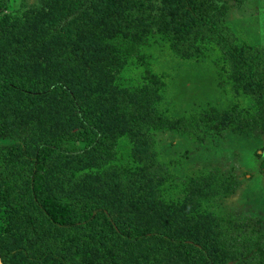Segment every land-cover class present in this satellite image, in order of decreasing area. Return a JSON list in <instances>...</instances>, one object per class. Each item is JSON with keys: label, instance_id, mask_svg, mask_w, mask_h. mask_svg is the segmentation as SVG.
Segmentation results:
<instances>
[{"label": "trees", "instance_id": "trees-1", "mask_svg": "<svg viewBox=\"0 0 264 264\" xmlns=\"http://www.w3.org/2000/svg\"><path fill=\"white\" fill-rule=\"evenodd\" d=\"M160 2L154 9L152 0H52L49 9L37 17L36 30L25 33L23 40L28 44L20 49L12 43L16 35L11 30H0V137L19 138L0 147V156L7 159L12 176L15 167L23 172V190L18 194L20 185L12 180L3 185L6 196L28 195L41 210L44 226L34 229L30 239L56 242L51 262L46 264H156V257L164 252L168 257L175 255L180 264H228L241 257L242 262L258 260L263 250L250 246L260 241L252 231L248 237L241 236L242 230L230 232L236 225L229 219L215 220L210 236L199 240L149 227L139 218L137 222L123 219L119 203L145 201L163 170L161 163L150 158L153 148L148 147L146 129L158 117L145 116L148 102L144 100L161 82L149 75L143 86L150 89L152 83L151 91L135 88L130 100L129 90L114 83L140 45L158 34L179 53H200L201 43L210 42L231 67L239 60L250 80L261 85L262 89L245 87L246 92L259 101L264 94V69L261 75L255 73L260 66L264 68V53L238 51L233 31L223 22L224 4L214 0ZM112 93L120 96L106 102L104 96ZM105 103L121 110L115 123L131 130L129 136L137 147L133 153L148 156L141 167L116 166L105 179L109 187L120 190L119 203L88 197L82 184L92 188L106 184L90 181L86 173L75 174L87 161L112 157V143L101 139ZM133 109L130 118L127 112ZM263 109L261 103L258 114L234 127L264 128ZM219 124L224 123L217 119L212 126ZM12 150L17 156L14 160L8 157ZM229 185L216 188L232 192ZM61 230H68V236L58 238ZM150 244L157 247L142 249Z\"/></svg>", "mask_w": 264, "mask_h": 264}, {"label": "rangeland", "instance_id": "rangeland-1", "mask_svg": "<svg viewBox=\"0 0 264 264\" xmlns=\"http://www.w3.org/2000/svg\"><path fill=\"white\" fill-rule=\"evenodd\" d=\"M50 1L0 0V30L9 29L16 35L12 43L18 45V49L26 46L25 33L36 30L37 17L49 9ZM152 2L154 9L161 6L160 0ZM214 2L225 5L223 22L233 31L238 51L246 54L256 49L264 53V0ZM169 42L163 35L151 36L146 44L129 55L114 79L119 87L129 90V93L125 91L129 100L135 88L143 86L149 75L161 82L144 99L148 102L145 116L148 119V114L150 119L158 117L157 120L153 118L155 124L150 122L146 129L150 138L148 147L153 148L150 158L163 166L162 176L154 183L153 194L145 201L119 203L120 190L109 187V181H105L116 166L136 169L148 159L147 155L141 158L133 153L137 152V147L129 136L131 130L126 124H116L121 110L109 103L103 104L101 139L112 143V157L106 161L99 158L87 161L81 170H75L76 175L86 173L90 181L98 180L106 185L92 188L85 183L80 188L90 198L119 203L125 212L123 219L137 222L139 218L149 227L197 240L210 236L215 220L229 219L236 225L230 232L242 230L241 236L248 237L252 231L254 238L260 241L256 247L254 243L250 246L263 250L258 260L242 262L241 257L228 264L240 261L241 264H264V128L234 127L246 122V117L258 114L260 104L264 105V94L259 101L245 88L262 89L261 85L250 80L239 60L231 67L219 48L210 42L201 43L200 53L196 50L179 53ZM263 69L260 66L255 73L261 75ZM143 87L151 91L148 86ZM119 96L120 93L106 94L104 99L107 102ZM133 113L134 109L127 112V116L131 118ZM183 119L185 124L181 122ZM217 119L224 124L213 127ZM18 139L16 135L0 137V147H8ZM8 157L17 158L14 150ZM6 160L0 156V264L49 263L56 242H48L44 237L40 242L38 238L36 242L30 239L33 230L43 225L44 217L28 195L17 197L23 190V172L15 167L17 171H13L12 176ZM9 180L20 185L18 194L12 193L10 197L5 195L3 185ZM227 184L234 188L232 192L216 188ZM16 222L27 224L16 225ZM68 232L61 230L58 238L67 237ZM155 247L150 244L142 249ZM153 257L151 255L152 262ZM174 257L164 252L156 257V264H180Z\"/></svg>", "mask_w": 264, "mask_h": 264}]
</instances>
